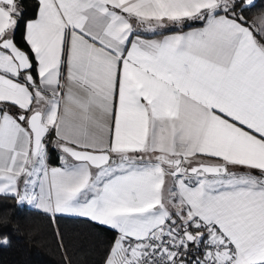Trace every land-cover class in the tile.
I'll return each instance as SVG.
<instances>
[{
    "label": "snow or ice",
    "instance_id": "6c2138e0",
    "mask_svg": "<svg viewBox=\"0 0 264 264\" xmlns=\"http://www.w3.org/2000/svg\"><path fill=\"white\" fill-rule=\"evenodd\" d=\"M0 199L99 264H264V6L0 0Z\"/></svg>",
    "mask_w": 264,
    "mask_h": 264
},
{
    "label": "trees",
    "instance_id": "16d2710c",
    "mask_svg": "<svg viewBox=\"0 0 264 264\" xmlns=\"http://www.w3.org/2000/svg\"><path fill=\"white\" fill-rule=\"evenodd\" d=\"M257 4L264 6V0ZM0 212L9 218L0 231L12 240L11 246L0 247V264H65L57 228L72 264H99L109 239L106 232L86 220L65 216L53 223L42 211L27 205L17 207L10 199H0Z\"/></svg>",
    "mask_w": 264,
    "mask_h": 264
},
{
    "label": "crops",
    "instance_id": "0c3cea01",
    "mask_svg": "<svg viewBox=\"0 0 264 264\" xmlns=\"http://www.w3.org/2000/svg\"><path fill=\"white\" fill-rule=\"evenodd\" d=\"M29 207L34 208V207H32V206H29ZM34 209H36V208H34ZM38 210H39V209H38Z\"/></svg>",
    "mask_w": 264,
    "mask_h": 264
}]
</instances>
